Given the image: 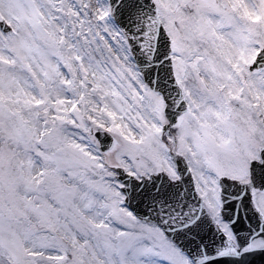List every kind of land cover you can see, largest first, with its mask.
Returning a JSON list of instances; mask_svg holds the SVG:
<instances>
[{
	"label": "snow or ice",
	"instance_id": "1",
	"mask_svg": "<svg viewBox=\"0 0 264 264\" xmlns=\"http://www.w3.org/2000/svg\"><path fill=\"white\" fill-rule=\"evenodd\" d=\"M0 264H264V0H0Z\"/></svg>",
	"mask_w": 264,
	"mask_h": 264
}]
</instances>
